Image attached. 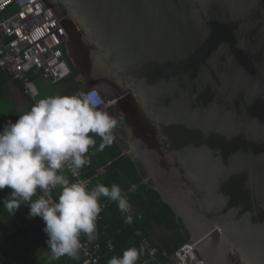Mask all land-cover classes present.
Segmentation results:
<instances>
[{"label":"water","instance_id":"obj_1","mask_svg":"<svg viewBox=\"0 0 264 264\" xmlns=\"http://www.w3.org/2000/svg\"><path fill=\"white\" fill-rule=\"evenodd\" d=\"M43 1L194 264H264V0Z\"/></svg>","mask_w":264,"mask_h":264},{"label":"clouds","instance_id":"obj_2","mask_svg":"<svg viewBox=\"0 0 264 264\" xmlns=\"http://www.w3.org/2000/svg\"><path fill=\"white\" fill-rule=\"evenodd\" d=\"M96 96L91 91L38 99L15 123L8 121L0 130V190H11L2 200L3 208L14 215L27 204L28 218L42 219L52 260L77 259L82 235L89 243L97 240L102 197L116 203L125 223L132 222L131 205L119 185L97 183L89 188L87 180L72 182L65 174L78 178L91 163L88 153L96 144L94 136L101 139L99 151L113 143L117 120L97 109ZM144 250L143 243L129 247L107 264H137Z\"/></svg>","mask_w":264,"mask_h":264},{"label":"trees","instance_id":"obj_3","mask_svg":"<svg viewBox=\"0 0 264 264\" xmlns=\"http://www.w3.org/2000/svg\"><path fill=\"white\" fill-rule=\"evenodd\" d=\"M65 59L72 70V75L62 83H51L54 86V94L51 96H71L79 92L85 93L89 89L87 84L78 81L80 71L68 61L66 52ZM10 81L12 79L6 77L5 84ZM3 94V97L0 95V113L5 106L10 109L4 113L7 115L4 120L0 118V130L6 122L15 123L24 113L15 108L11 93ZM24 94L29 100L30 108L36 100L46 98L44 93L39 92L35 100L26 91ZM112 112L110 108L109 113L113 114ZM118 130L117 123L113 134H116ZM94 139L96 144L89 149L88 153L91 163L81 170L85 177L91 178L92 187L97 183L109 187L113 183L119 185L131 205V213L128 215L132 216V222L125 223V214H122L116 203L112 202L103 212L101 219L97 221L98 238L90 244L100 245L101 263L107 264L112 256H121L123 250L129 247L139 248L143 243L145 250L137 264H173L174 254L183 245L191 243V236L186 226L176 217L171 207L163 202L154 190V184L146 182L149 173L144 166L133 158L123 155L122 148L120 150L114 142L102 151L97 150L101 139L98 136H94ZM122 142L127 152L128 145L123 140ZM65 174L68 175V173ZM10 191L8 188L0 190V233L6 236L5 245L9 246V251H6L5 245H0V264H83L84 259L80 253L77 259L67 256L57 260L50 259L46 244L48 237L43 232L45 225L42 219L28 218L27 204H22L14 215L3 208L2 200L10 194ZM57 191L59 192V189ZM39 194L38 192L37 195ZM105 201H107L106 198L100 199L101 204ZM84 239L88 242L85 237ZM109 243L114 246L113 252L108 251ZM153 250H157L158 253L152 259L150 253Z\"/></svg>","mask_w":264,"mask_h":264},{"label":"built area","instance_id":"obj_4","mask_svg":"<svg viewBox=\"0 0 264 264\" xmlns=\"http://www.w3.org/2000/svg\"><path fill=\"white\" fill-rule=\"evenodd\" d=\"M12 7L17 8V13L9 19H1ZM67 39L68 35L62 22L43 0H0V76L22 83L26 93L33 100L38 96L36 78L59 84L72 75L65 59ZM91 91L97 93V109L108 113L109 110L98 89L89 88L85 93ZM68 175L72 182L76 179L87 180L88 187H92L91 178L85 177L82 170L78 178ZM57 195V189L51 192L53 199ZM111 203L107 200L101 204L102 211L97 221ZM6 240V236L2 234L0 245L4 246ZM81 243L83 248L79 253L83 256V264H102L100 245L86 242L83 235ZM108 251H114L111 243L108 244ZM157 253V250L151 251L150 257L155 258ZM173 259L175 264H194L184 245L174 254Z\"/></svg>","mask_w":264,"mask_h":264},{"label":"crops","instance_id":"obj_5","mask_svg":"<svg viewBox=\"0 0 264 264\" xmlns=\"http://www.w3.org/2000/svg\"><path fill=\"white\" fill-rule=\"evenodd\" d=\"M39 79V78H37ZM6 83V77L0 76V95L3 97V93H11V100L17 110L20 112H25L30 109V103L28 98L25 96V91L22 83L10 81ZM6 251H9V246H4ZM13 260V259H12ZM173 264L175 261L172 257Z\"/></svg>","mask_w":264,"mask_h":264},{"label":"rangeland","instance_id":"obj_6","mask_svg":"<svg viewBox=\"0 0 264 264\" xmlns=\"http://www.w3.org/2000/svg\"><path fill=\"white\" fill-rule=\"evenodd\" d=\"M16 13H17V8L16 7H12L1 17V19L2 18L9 19L12 16H14ZM78 81L83 82L84 84H87L86 80H84L80 76L78 78ZM35 86H36L38 92L39 93H44V96H46V97L51 96V95L54 94V86L48 81H45L43 79H36L35 80ZM59 89L61 90V93H63L62 89L61 88H59ZM8 109H10L8 106L3 107L2 112L0 113V118L1 119L4 120L6 118L7 115L4 114V113L7 112ZM113 135H114V140H113L114 144L116 146H119L120 150L122 148V150H121L122 154L125 155L126 152H125V148L123 147V142H122V139H121V135H119L118 132L116 134H113ZM158 230H160V229H158ZM158 232H160V231H158ZM2 234L3 233H0V237H2Z\"/></svg>","mask_w":264,"mask_h":264},{"label":"flooded vegetation","instance_id":"obj_7","mask_svg":"<svg viewBox=\"0 0 264 264\" xmlns=\"http://www.w3.org/2000/svg\"><path fill=\"white\" fill-rule=\"evenodd\" d=\"M75 45L74 44H71L69 47H68V51L72 48H74ZM109 114L110 116H112L109 112L107 113ZM113 117V116H112ZM118 134L121 135V139L126 143V137H125V133L124 131L121 129V127H119V130H118Z\"/></svg>","mask_w":264,"mask_h":264}]
</instances>
